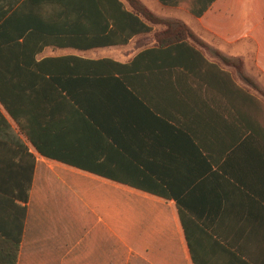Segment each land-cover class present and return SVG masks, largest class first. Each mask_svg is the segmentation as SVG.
<instances>
[{"label": "crops", "instance_id": "1", "mask_svg": "<svg viewBox=\"0 0 264 264\" xmlns=\"http://www.w3.org/2000/svg\"><path fill=\"white\" fill-rule=\"evenodd\" d=\"M136 1L248 92L113 0L38 5V40L0 59L22 120L0 103V190H29L17 264H264V0Z\"/></svg>", "mask_w": 264, "mask_h": 264}, {"label": "trees", "instance_id": "2", "mask_svg": "<svg viewBox=\"0 0 264 264\" xmlns=\"http://www.w3.org/2000/svg\"><path fill=\"white\" fill-rule=\"evenodd\" d=\"M48 1L51 0H0V59L5 53V50H15L14 47L12 49L11 46L13 45L10 41L16 40L18 39V37L23 36L26 42V47L24 48H27V43L35 42L38 40V5L41 6ZM53 1L56 2L59 8L66 9L68 0ZM113 1L119 8L122 9L124 7V5L118 0ZM129 3L133 9V12L128 13L124 10V8L123 12L130 18H133L132 20H135L137 24H139V31L151 30V27H147L146 25H144L139 17L143 18L145 21H148L153 25H162L166 28L162 31L156 32V40L160 48L169 47V50H179L185 57L188 58L200 57L203 60V63L208 68L218 69L224 76H226L235 88L243 91L244 93L248 92V88L238 85L229 72L223 71L218 67V65L208 62V60L204 57L203 50L197 48L193 43H191L190 40H194L197 42L199 41L186 26L180 23L157 18L149 11H147L136 0H129ZM7 30L8 33H5L7 32ZM24 48L23 51H25ZM222 60L225 64L234 65L238 69V71L242 73V62L240 60H231L224 57H222ZM3 66L5 65L0 63V68ZM243 77L248 85L255 86L254 82L251 79L245 76ZM250 97L253 100L257 101L261 105L262 110H264V100H260L255 96ZM0 103L10 111L12 117L20 124V126H22L21 118L11 109V107L5 100L4 95L1 93ZM262 115L263 112L261 111V117ZM30 177L31 176L27 177L28 187L30 185ZM20 187H22V184L20 185ZM0 191H2L0 192V217L3 215L7 218V221L4 222V225L0 219V248L3 251V255H0V264H17L19 243L22 233V219L25 209L23 207H18L14 203V200L18 197H21L22 200L27 201L29 190H27L25 194L22 189L20 190V192L19 190L14 192L5 190ZM9 204H13L20 210L21 219L19 226H16L14 223L13 215L9 211ZM17 214L18 213H16V215ZM16 228L18 238L14 242L10 241L8 238H2V234L5 236H9V229L11 233H14V230L16 231ZM5 253L6 255H4Z\"/></svg>", "mask_w": 264, "mask_h": 264}, {"label": "rangeland", "instance_id": "3", "mask_svg": "<svg viewBox=\"0 0 264 264\" xmlns=\"http://www.w3.org/2000/svg\"><path fill=\"white\" fill-rule=\"evenodd\" d=\"M253 50V49H252ZM252 53H253V51H252Z\"/></svg>", "mask_w": 264, "mask_h": 264}]
</instances>
